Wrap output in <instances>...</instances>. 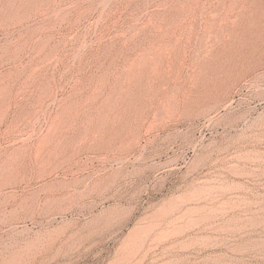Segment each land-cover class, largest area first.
<instances>
[{"label": "rangeland", "instance_id": "1", "mask_svg": "<svg viewBox=\"0 0 264 264\" xmlns=\"http://www.w3.org/2000/svg\"><path fill=\"white\" fill-rule=\"evenodd\" d=\"M0 264H264V0H0Z\"/></svg>", "mask_w": 264, "mask_h": 264}]
</instances>
